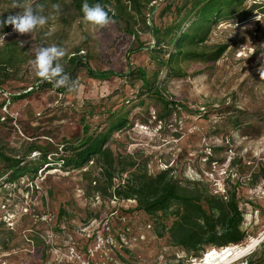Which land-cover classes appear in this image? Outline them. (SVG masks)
<instances>
[{
    "label": "rangeland",
    "instance_id": "374dc122",
    "mask_svg": "<svg viewBox=\"0 0 264 264\" xmlns=\"http://www.w3.org/2000/svg\"><path fill=\"white\" fill-rule=\"evenodd\" d=\"M109 1L113 10L114 0ZM35 2L0 5V46L26 42L25 62L0 90V264H205L210 250L222 249L208 247L202 257H189L168 234L159 236L156 220L135 200L96 192L91 179L99 170L92 162L81 169L63 166V148L105 129L114 115L129 121L108 143L117 156L133 157L153 175L169 170L185 186L200 183L220 195L235 191L248 233L241 246H254L222 264H264V80L257 71L264 64V0H247L245 12L212 25L186 24L191 48L225 46V51L217 61H181L175 73L150 58L149 27L171 23L183 0H127L139 19L138 39L116 20L103 29L85 24L71 5L64 20L45 11L48 23L32 35L3 23L22 11L14 3ZM50 44L66 49L62 63L80 49L94 71L122 74L141 67L178 106L167 110L158 98L143 94L139 81L94 78L85 69L77 73L76 93L40 87L30 64L33 45ZM47 152L49 163L43 158ZM3 156L24 159L31 170L8 182L11 171Z\"/></svg>",
    "mask_w": 264,
    "mask_h": 264
},
{
    "label": "trees",
    "instance_id": "16d2710c",
    "mask_svg": "<svg viewBox=\"0 0 264 264\" xmlns=\"http://www.w3.org/2000/svg\"><path fill=\"white\" fill-rule=\"evenodd\" d=\"M2 1L0 0V5ZM126 1L114 0L110 15L119 24L123 22L122 28L138 39L139 35L134 30V25L139 19L129 11ZM165 1L172 2L174 0ZM246 1L183 0L182 4L175 5L173 12L176 17L171 23L164 27L154 25L149 27L153 36V43L147 47L150 58L158 64L167 66L171 73L180 71L179 63L181 61H217L225 51V46L202 51L191 48L187 43L189 35L185 30V25L195 22L201 26H208L220 18H234L245 12L243 9L246 6ZM69 2L68 4L64 0H36L33 7L43 4L45 11L50 15L52 13L51 5L59 3L62 10L58 15L61 16V20H64L67 12L65 9L71 5L76 16L82 18L81 7L84 0H70ZM97 2L110 8L109 0H88L89 4ZM172 6V3H169L170 9ZM257 7V5L252 6V10ZM133 51H137V49ZM25 52L16 42L0 46V90L5 80L18 73L19 65L25 62ZM80 52L81 50L77 49L69 54L63 62L65 70L71 74L73 79L77 78V73L80 70L85 69L88 75L94 78L108 79L111 76H118L130 82L139 81L143 94H150L158 98L167 110L178 106V104L167 101L161 90L152 85L143 68L132 66L122 74L111 70L94 71L90 67L88 57ZM164 55H168V58L164 59ZM38 86L52 87L41 81ZM56 90L68 92L65 88ZM21 96L24 95L16 98H21ZM128 123L126 115L111 116L105 129L88 133L77 144L64 147L61 156L63 166L81 169L92 162L91 166L99 170L97 179H91L96 182L94 187L96 192L108 198L135 200L139 210L156 220L159 236L168 234L172 244L187 252L191 258L202 257L208 247L223 249L227 246L241 245L247 239L248 233L243 228L245 214L240 207L236 192L220 195L210 192L200 183L185 186L176 180L169 170L153 175L148 172L146 165H141L133 157L117 156L108 143L112 135L124 129ZM50 153H45L43 157L47 163H49L47 156ZM2 158L5 160L7 170L11 171L8 182L16 181L19 176L31 170L25 165L24 159L7 156ZM41 166L43 165H40V168ZM38 168L36 167L32 171L37 173ZM117 174H120V180L118 183H114ZM170 217L173 220L168 226L165 221Z\"/></svg>",
    "mask_w": 264,
    "mask_h": 264
},
{
    "label": "clouds",
    "instance_id": "9594fccd",
    "mask_svg": "<svg viewBox=\"0 0 264 264\" xmlns=\"http://www.w3.org/2000/svg\"><path fill=\"white\" fill-rule=\"evenodd\" d=\"M19 6L22 11L14 16H9L3 23L11 25L14 32L25 35L33 34L38 29H43L49 21V16L45 15V6L37 4L33 7L30 4L21 5L13 4V7ZM52 13L58 15L62 8L59 3L51 5ZM82 20L85 24L95 28L103 29L109 24L114 23L110 15V8L97 2L89 4L84 0L81 7ZM25 41H18L21 48L24 47ZM34 58L30 61L35 77L42 83H48L53 88H65L68 93L79 91V82L72 78L71 74L65 70L62 60L67 55L65 48L57 44L50 45H33ZM260 79L264 80V64L257 69Z\"/></svg>",
    "mask_w": 264,
    "mask_h": 264
},
{
    "label": "bare ground",
    "instance_id": "6f19581e",
    "mask_svg": "<svg viewBox=\"0 0 264 264\" xmlns=\"http://www.w3.org/2000/svg\"><path fill=\"white\" fill-rule=\"evenodd\" d=\"M253 246L254 243L251 242L245 246L236 245L224 247L221 250L213 249L206 254L203 262L205 264H222L229 261L230 259H236L238 257L244 256L248 251L250 252Z\"/></svg>",
    "mask_w": 264,
    "mask_h": 264
}]
</instances>
